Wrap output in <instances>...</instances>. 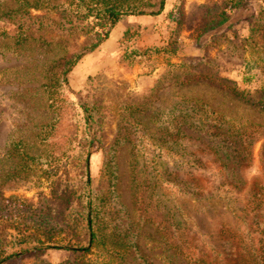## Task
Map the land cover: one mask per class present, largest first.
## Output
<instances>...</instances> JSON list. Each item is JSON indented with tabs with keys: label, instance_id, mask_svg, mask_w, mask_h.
<instances>
[{
	"label": "trees",
	"instance_id": "obj_1",
	"mask_svg": "<svg viewBox=\"0 0 264 264\" xmlns=\"http://www.w3.org/2000/svg\"><path fill=\"white\" fill-rule=\"evenodd\" d=\"M176 1L182 16L184 0ZM260 1L261 11L246 37L228 24L230 13L246 0H224L222 10H209L194 34L199 40L227 24L231 31L213 34L207 45L225 42L233 50L243 42L251 48L247 65L261 77L254 104L264 111V0ZM164 10L165 0H0V39L13 56L36 57L30 64L41 67L38 89L49 113L35 128L10 137L0 158V264L47 250L68 252L63 264H153L140 243L145 227L157 233L155 256L164 264H264V182L255 179L246 199L239 198L240 170L251 163V147L264 135L263 126L228 117L199 97L182 96L160 114H154L144 99L125 108L141 137L133 132L108 142L103 106L68 96L71 71L121 20L156 17ZM124 39L130 41L128 32ZM176 49H133L130 57L162 54L170 63L177 57ZM208 62L201 58L172 63L171 72L181 71L182 86L214 83L206 72ZM228 88L234 97L244 98L236 88ZM66 109L81 115V129L76 125L69 134L55 137ZM143 140L147 151L138 149ZM123 143L131 144L133 152L131 210L119 193L117 152ZM94 148L102 151L96 186L89 170ZM261 158L264 161V148ZM212 164L219 172L209 168ZM56 165L63 169L61 175L57 172L51 180L47 174L49 192L37 200L5 195L18 181L29 180L36 168L57 171ZM218 210L223 215L209 223Z\"/></svg>",
	"mask_w": 264,
	"mask_h": 264
},
{
	"label": "rangeland",
	"instance_id": "obj_2",
	"mask_svg": "<svg viewBox=\"0 0 264 264\" xmlns=\"http://www.w3.org/2000/svg\"><path fill=\"white\" fill-rule=\"evenodd\" d=\"M223 1L184 0L181 16L178 11L179 3L176 0H165V10L162 14L148 17L147 20H140L138 17L124 18L103 44L82 57L68 76L72 91L68 96L80 103L96 100L103 106L106 113L104 127L108 142L121 139L124 135L131 137L130 134L133 132L141 137L140 127L125 108L144 99H148L149 107L154 114H160L162 111L172 109L182 96L199 97L228 117L249 119L264 127V111L254 104L259 99L261 77L247 65L253 57L251 48L243 42V48L237 43L233 50L225 42L207 45L206 42L213 34L231 31L226 30L227 24L199 40L195 38V29L205 19L206 13L210 10L214 14L216 6L222 10ZM260 11V0H246L241 9L230 13L228 24L232 25V30L238 35L246 37ZM260 25H264V14ZM127 32L130 41L125 39L122 41ZM173 45L177 47V57L170 63L162 54L130 57L133 49L144 51L154 47L170 48ZM9 48L8 43L0 39V158L5 153L10 137L21 129L25 130L26 127L35 128L36 124L45 121L49 114L45 102L41 101V91L38 89L42 79L41 67L35 66L34 63L30 64L36 57H15L9 52ZM201 58L211 60L208 62L209 68L206 72L213 75L214 83L201 81L188 86L180 85L178 79L181 71L174 69V72H171L173 67L170 65L180 62L195 63ZM228 87L236 88L244 98L234 97ZM50 116L52 117L51 114ZM80 118L81 115L71 109L61 112V125L54 129V136L67 135L76 125H80L81 129ZM146 144L147 140H143L138 149L147 151ZM263 148L264 135L251 147V163L240 170L243 181L239 193L241 200L246 199L253 183L264 182V161L261 158ZM132 155L131 144L123 143L118 147L119 193L122 202L130 210L132 190L129 171ZM101 166L102 151L94 148L89 166L94 186L98 184ZM56 167L59 170L56 171L55 167L36 168L29 173L31 181L30 179L18 181L14 185L15 188L5 191V195L37 200L49 192L47 174L51 175V180L56 179L57 172L61 175L63 169L58 165ZM209 168L214 173L220 169L214 164L209 165ZM222 215L223 211L218 210L208 222L218 221ZM157 237L154 229L145 227L140 243L153 264H164L155 256L159 252L155 244ZM68 257V252L47 250L7 264H63Z\"/></svg>",
	"mask_w": 264,
	"mask_h": 264
},
{
	"label": "crops",
	"instance_id": "obj_3",
	"mask_svg": "<svg viewBox=\"0 0 264 264\" xmlns=\"http://www.w3.org/2000/svg\"><path fill=\"white\" fill-rule=\"evenodd\" d=\"M148 17L151 18V16H139L138 18H139L140 20H147ZM121 21H122V20H121ZM121 21H120V22H121ZM113 30H114V29H113ZM113 30H112V31H113Z\"/></svg>",
	"mask_w": 264,
	"mask_h": 264
}]
</instances>
